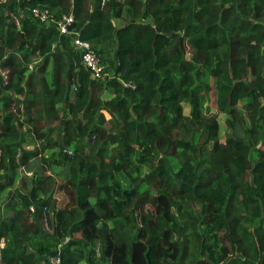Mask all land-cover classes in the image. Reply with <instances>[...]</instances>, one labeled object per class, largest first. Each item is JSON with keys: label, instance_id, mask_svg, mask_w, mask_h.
Here are the masks:
<instances>
[{"label": "trees", "instance_id": "obj_1", "mask_svg": "<svg viewBox=\"0 0 264 264\" xmlns=\"http://www.w3.org/2000/svg\"><path fill=\"white\" fill-rule=\"evenodd\" d=\"M1 240L0 264H264V0H0Z\"/></svg>", "mask_w": 264, "mask_h": 264}, {"label": "built area", "instance_id": "obj_2", "mask_svg": "<svg viewBox=\"0 0 264 264\" xmlns=\"http://www.w3.org/2000/svg\"><path fill=\"white\" fill-rule=\"evenodd\" d=\"M4 1V0H1ZM32 14L35 18L39 19L41 22L52 21L56 24L59 32L61 34H70L71 31L69 26L73 20L72 15H63L59 20L54 19L47 10H42L39 8H33ZM72 45L74 48L78 49L80 52L81 62L84 67L89 70L92 78L104 79L109 71L106 70L104 64L102 63L99 55L91 47L90 43L86 40L81 39L76 35L72 39ZM125 85H128L125 83ZM30 174V173H29ZM33 210V207L30 208ZM3 240L0 242V246H3ZM54 262H59V257H52Z\"/></svg>", "mask_w": 264, "mask_h": 264}, {"label": "rangeland", "instance_id": "obj_3", "mask_svg": "<svg viewBox=\"0 0 264 264\" xmlns=\"http://www.w3.org/2000/svg\"><path fill=\"white\" fill-rule=\"evenodd\" d=\"M184 49H186V52H187V49H188V46L184 45ZM187 56H189V54L187 53ZM208 105V111L206 112V114H204V118H203V122H207V120H209L210 118H217L219 120V122L221 123V126H222V129L224 130V118H225V115L220 113L217 108H216V105H215V102H214V94L212 93L211 95V100L209 101V103L207 104ZM143 212L144 213H147L148 212H153L154 211V205L151 201H146L143 205V208H142Z\"/></svg>", "mask_w": 264, "mask_h": 264}]
</instances>
